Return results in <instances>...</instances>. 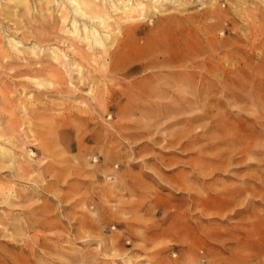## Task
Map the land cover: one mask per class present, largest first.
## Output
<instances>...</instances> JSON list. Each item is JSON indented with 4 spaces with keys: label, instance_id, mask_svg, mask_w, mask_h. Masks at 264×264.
I'll return each instance as SVG.
<instances>
[{
    "label": "rangeland",
    "instance_id": "1",
    "mask_svg": "<svg viewBox=\"0 0 264 264\" xmlns=\"http://www.w3.org/2000/svg\"><path fill=\"white\" fill-rule=\"evenodd\" d=\"M177 1L106 40L156 50L105 72L102 50L66 48L81 65L66 81L6 66L8 34L50 24L75 41L66 24L0 16V128L19 127L0 161V264H264V0Z\"/></svg>",
    "mask_w": 264,
    "mask_h": 264
},
{
    "label": "bare ground",
    "instance_id": "2",
    "mask_svg": "<svg viewBox=\"0 0 264 264\" xmlns=\"http://www.w3.org/2000/svg\"><path fill=\"white\" fill-rule=\"evenodd\" d=\"M176 1L177 0H5L4 5L2 7L0 6L1 7L0 16L3 17L4 19L9 20V21H13L14 19H17V21H15V22L13 21L15 25L20 24L24 20L28 21V19H27L28 16L31 18H35L36 15H41V16L43 15V17L45 19L46 18V16H45L46 12L45 11L51 10L50 18L51 19L53 18L52 20L54 21V23L56 25H57V23L66 24L67 28H63V29H66L65 33L67 32L66 33L67 35L69 34L70 36L76 38L75 41H70V40L64 39L62 36H60L58 33L55 32V25H50V24H47L48 26H46L43 29L42 28H39L37 30L32 29L31 31L26 32V33H25V31H22V37H19L18 35L11 36V34H8L7 35V38H8L7 42L10 46V48H9L10 51H8V53H11L12 55L14 54L15 56H13V58H14V60L16 59L17 61L9 62L8 64H6V66H9V68H8L9 70L14 71V72L12 71V73L10 72L12 74L11 76H17L22 71H26L28 73L30 72V73L36 74V75L37 74H44V73H46V74L52 73L56 76H59V80L63 81V80H65V74L70 72V70L73 69V71H74V68H76V67H77V69L81 70L80 63H77V62L73 63V61L66 54L65 49L66 48L71 49L72 54L75 55V58L78 57L79 59H86V58L90 57V53L87 52L88 49H92V48L94 49L95 48L97 50L98 49L102 50V52H104V54H105L103 59L106 61L107 60L109 61L108 65L104 69L105 72L118 70L119 68H126V66L131 62L130 56L133 53L136 54L138 52L140 55L146 56L148 53H151L152 51L156 50L157 46H155V44L153 42H149L147 44V46H145V45L144 46H138V45H136V43L134 41H130L129 39H127V40L120 42V43L117 42L116 46L112 50L111 49L108 50L110 47L107 48L109 43L106 42V40L113 38L112 32L114 31V29H117L118 27H120L119 30L120 29H123L124 31L130 30L133 33H138L143 28L140 29V27H138L136 25H131V23H133L135 21V18L143 17L145 15V13L149 12V11H153L154 13H162L164 11L165 6L170 5L171 3H175ZM181 1H183V0H181ZM184 3H185V1H184ZM256 11H257L256 14L264 16V8H257ZM52 12H56L59 14L57 16V15L52 14ZM170 13L172 14L171 11H170ZM49 14H50V12H49ZM173 14H174V12H173ZM118 15H119V18L116 17ZM20 18H22V20H20V23H18ZM177 18H178L177 16H169V17H167V20L175 21V20H177ZM45 20L47 21V19H45ZM126 22L130 23V24L126 25ZM28 23H30V22L28 21ZM0 30L5 32L3 27H2V29L0 28ZM16 31H18V29H16ZM130 34H131V32H130ZM17 38H21V40H16ZM52 40L54 42L50 43L49 41H52ZM44 42H49L50 44H43ZM192 43H193V41H192ZM52 44H56V45L52 46ZM59 44L62 46H60ZM26 45H30V47H26ZM86 46L88 47L87 50L85 48ZM59 47H62L63 49H61ZM0 49H2L1 45H0ZM104 49L106 51H104ZM11 51H14V53H12ZM40 51L51 52V56L53 57L54 61H57L58 66H56V62L55 63L54 62L42 63V62H38V61H29L28 60L29 56H31V55L35 56V57L38 56ZM176 54H180V52L176 51ZM2 56H3V54L0 52V61L1 60L3 61V59H1ZM170 57L171 56L165 57L167 59H165L163 57L164 58L163 60L167 61L168 63L169 62H173V63L176 62L174 60V58H170ZM180 57H183V56H180ZM8 58H10L9 55L6 59H8ZM177 58H179V57H177ZM182 59L185 60L184 57ZM9 60L10 59H8L7 61H9ZM24 60H26V62ZM27 60H28V62H27ZM179 61H181V59H179ZM86 62H88V61H86ZM26 64L31 65L32 67L29 69H26V68L23 70L20 69L18 71L15 69L19 65L21 68L26 67L27 66ZM27 67H30V66H27ZM62 71H64L63 74H62ZM80 77H81L80 80L82 82L86 81L85 79H83L82 75H80ZM60 84H63V83H60ZM0 97H2V96H0ZM4 100L5 99L3 98V103H6V102H4ZM257 120H258V118H257ZM8 122L10 124L7 127L0 128V139H2V137H3V139L0 140V142H1L0 143V161H3L2 158L4 159L6 156H8V152H7L8 150H6V147H5L6 143L4 142V138H11V143L15 142V141H13L14 139L15 140L18 139V138H16V134L18 133L17 130L19 128V127H17L18 121L16 122V120L14 119V121L12 120L11 122L10 121H8ZM49 124H50V121H49ZM34 126L36 127V125H34ZM49 132H51V131H49ZM52 134H53V132H52ZM41 141H42V139H41ZM54 141H55V139H54ZM16 142H18V141H16ZM49 142H51L50 144H52V143L56 144L55 142L52 141V139H51V141H48V144H49ZM44 143L46 144V142H44ZM47 146L50 147L49 145H47ZM45 151H48V150H45ZM53 154H55V153H53ZM62 162H66V161H62ZM16 171H17V173H22V175L29 173L28 167H26V166H18V168H16ZM68 171H70V170H68ZM64 174L67 175L66 173H64ZM63 177H65V176H63ZM226 189H227V187H226ZM235 195H236V193H235ZM221 198H223V197H221ZM232 198H233V196H232ZM225 203H226V201H225ZM228 203L229 202H227L226 204L229 205L230 203L229 204ZM228 208H229V206L227 207V209ZM251 236H253V235L251 234ZM200 241H201V239H200ZM106 251H108V250H106Z\"/></svg>",
    "mask_w": 264,
    "mask_h": 264
}]
</instances>
